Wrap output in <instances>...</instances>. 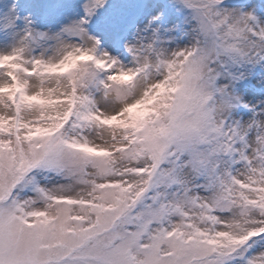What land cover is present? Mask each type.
I'll return each instance as SVG.
<instances>
[{"label":"snow or ice","instance_id":"snow-or-ice-1","mask_svg":"<svg viewBox=\"0 0 264 264\" xmlns=\"http://www.w3.org/2000/svg\"><path fill=\"white\" fill-rule=\"evenodd\" d=\"M0 264H264V0H0Z\"/></svg>","mask_w":264,"mask_h":264}]
</instances>
